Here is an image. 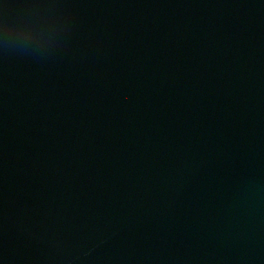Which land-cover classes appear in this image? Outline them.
Segmentation results:
<instances>
[{
	"label": "water",
	"instance_id": "95a60500",
	"mask_svg": "<svg viewBox=\"0 0 264 264\" xmlns=\"http://www.w3.org/2000/svg\"><path fill=\"white\" fill-rule=\"evenodd\" d=\"M0 264H264V0H0Z\"/></svg>",
	"mask_w": 264,
	"mask_h": 264
}]
</instances>
